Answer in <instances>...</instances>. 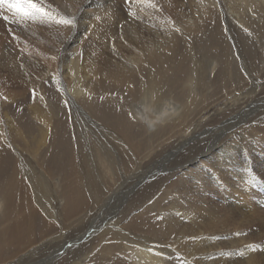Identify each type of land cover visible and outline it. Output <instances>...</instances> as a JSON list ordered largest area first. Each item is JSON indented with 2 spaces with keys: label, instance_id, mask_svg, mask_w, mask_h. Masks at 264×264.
<instances>
[{
  "label": "bare ground",
  "instance_id": "6f19581e",
  "mask_svg": "<svg viewBox=\"0 0 264 264\" xmlns=\"http://www.w3.org/2000/svg\"><path fill=\"white\" fill-rule=\"evenodd\" d=\"M8 3L0 264H264V0Z\"/></svg>",
  "mask_w": 264,
  "mask_h": 264
},
{
  "label": "rangeland",
  "instance_id": "374dc122",
  "mask_svg": "<svg viewBox=\"0 0 264 264\" xmlns=\"http://www.w3.org/2000/svg\"><path fill=\"white\" fill-rule=\"evenodd\" d=\"M129 6V5H128ZM76 27V28H75ZM73 30H77V24H75L74 26H73ZM83 35V36H82ZM84 35H86L85 33H82V34H80V36L81 37H85ZM71 52L72 51H69L67 54H71ZM72 58V57H71ZM0 85H3L4 86V84H0ZM1 90V89H0ZM27 92V91H26ZM0 94L2 95V97H3V94H2V92H0ZM263 103H259V104H257L259 107L262 105ZM256 108L254 107V106H252L249 110H248V112L249 111H252V110H255ZM89 115V114H88ZM90 116V115H89ZM96 119H93V121L95 122V123H97L98 125H99V121L97 120V121H95ZM217 122V121H216ZM10 128H11V132H12V125H10ZM15 132H22V130H15L14 131V133ZM208 132H210V133H212L213 131H208ZM22 134H24V133H22ZM211 137H213V136H211ZM217 141V139L215 140V137H213L212 138V140H211V142H210V144H214L215 142ZM189 145H187V147H188ZM183 149H185L184 147L183 148H181V150H183ZM180 150H174V152L172 153V154H166V155H164L162 158H160V159H178L177 157L179 156V154H180ZM24 156H26L25 154H24ZM193 156H187L186 158H192ZM180 158V157H179ZM262 195H263V198H264V192H260ZM214 196V194H211V197H213ZM264 201V200H263ZM264 207V206H263ZM259 208V207H258ZM260 209H262L261 207H260ZM263 210H264V208H263ZM117 211V210H116ZM108 214H111V212H108ZM108 214H107V216H108ZM97 222H94V224H92L90 227H88V233H87V235H84V233H82V234H80L79 236L82 238V240H85V239H87V238H90V237H92L93 236V234H95V233H97L99 230L97 229V224H96ZM253 229L255 230V232H258V231H261V227H260V224H258L257 226H253ZM73 241V240H72ZM263 242L262 243H264V240H262ZM80 244V241L77 243V245H76V243H70L69 245L67 244L63 249H62V251H61V253L60 254H63V252L65 253V251H66V249L68 250L70 247H75V246H78ZM254 245H256L257 246V248L259 249H262L263 250V246L262 245H260L258 242H256V244H254ZM260 246V247H259ZM257 253V252H256ZM258 253H259V251H258ZM59 254V253H58ZM184 262H185V264H199L198 263V259L197 258H194L193 259V257H187V258H184Z\"/></svg>",
  "mask_w": 264,
  "mask_h": 264
},
{
  "label": "snow or ice",
  "instance_id": "6c2138e0",
  "mask_svg": "<svg viewBox=\"0 0 264 264\" xmlns=\"http://www.w3.org/2000/svg\"><path fill=\"white\" fill-rule=\"evenodd\" d=\"M8 4V6L10 8H14L17 12L21 13L22 15H25V16H28V15H31V11L29 9H33V10H36V11H39V9H36L35 8V5H29V8L26 9L24 8L21 4H18V3H8V0H0V5L2 4ZM4 19H7L6 17H4ZM63 23H65L66 25H71L72 24V21L71 20H64ZM6 99V97H5Z\"/></svg>",
  "mask_w": 264,
  "mask_h": 264
}]
</instances>
